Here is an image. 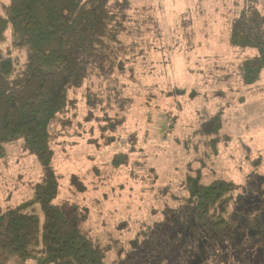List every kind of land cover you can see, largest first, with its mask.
<instances>
[{"label":"rangeland","instance_id":"rangeland-1","mask_svg":"<svg viewBox=\"0 0 264 264\" xmlns=\"http://www.w3.org/2000/svg\"><path fill=\"white\" fill-rule=\"evenodd\" d=\"M212 1L132 0L138 8L126 25L139 27L134 40L142 41L132 73L103 82L93 76L69 94L53 126L54 201L87 208L90 233L110 245L108 264H264V74L244 85L227 68L225 54L233 53L217 40L235 7ZM8 2L0 0V16ZM258 8L264 13V0ZM0 49L26 64L24 50L11 48L9 24ZM88 93L97 97L93 106ZM216 113L220 129L203 134L200 124ZM4 147L2 207L32 198L42 174L20 141ZM117 154L125 159L114 165ZM197 173L203 184L234 185L224 212L211 210L198 227L186 183Z\"/></svg>","mask_w":264,"mask_h":264},{"label":"trees","instance_id":"trees-1","mask_svg":"<svg viewBox=\"0 0 264 264\" xmlns=\"http://www.w3.org/2000/svg\"><path fill=\"white\" fill-rule=\"evenodd\" d=\"M233 4L229 26L217 41L233 53L225 54L227 68L235 69L242 84H252L264 74V13L259 0ZM135 8L132 0H9L5 5L0 44L9 24L11 48L24 50L26 64L20 67L16 57L0 49V158L6 157L5 143L20 141L22 149L36 156L42 174L32 198L13 206L0 203V264H108L110 245L90 233L87 208L76 201H54L59 178L52 164L53 126L67 110L69 94L93 76L103 82L116 80V73H132L135 45L142 42L134 40L139 27L126 25ZM141 21L146 27L147 19ZM197 34L208 33L198 29ZM86 101L93 106L97 97L88 93ZM220 127V113L200 124L210 136ZM122 159L125 154L115 155L113 164ZM186 183L197 227L207 224L211 210L224 212L227 192L234 187L219 180L203 184L200 173L188 175Z\"/></svg>","mask_w":264,"mask_h":264}]
</instances>
